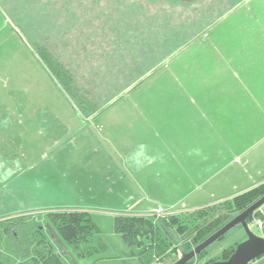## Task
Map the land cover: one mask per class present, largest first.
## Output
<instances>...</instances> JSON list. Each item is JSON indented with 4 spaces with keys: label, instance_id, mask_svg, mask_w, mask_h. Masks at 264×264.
Listing matches in <instances>:
<instances>
[{
    "label": "rangeland",
    "instance_id": "1",
    "mask_svg": "<svg viewBox=\"0 0 264 264\" xmlns=\"http://www.w3.org/2000/svg\"><path fill=\"white\" fill-rule=\"evenodd\" d=\"M240 1L182 5L174 0H0L3 24L17 32L37 58L8 56L13 40L0 42V198L9 203L7 210L24 208L42 226L47 224L46 212L57 210V205L88 212L96 228L82 247H91L93 255L81 264H158L140 246L128 245L115 229L125 209L158 202L141 195L142 184L110 156V104L127 96L137 82L154 80L175 51L217 20L210 11L220 8L225 15ZM18 48L16 54L24 49ZM37 49L70 72L78 95L103 109L99 115L87 119L78 113ZM14 181L18 199L15 192L5 191ZM56 193L61 199H55ZM32 194L33 201L22 206ZM169 216L149 218L165 225L168 235L157 233L175 246L181 234L171 228ZM249 224L264 237L255 220ZM239 232L244 237L238 226L189 264L218 259L221 251L241 240L235 236Z\"/></svg>",
    "mask_w": 264,
    "mask_h": 264
},
{
    "label": "crops",
    "instance_id": "2",
    "mask_svg": "<svg viewBox=\"0 0 264 264\" xmlns=\"http://www.w3.org/2000/svg\"><path fill=\"white\" fill-rule=\"evenodd\" d=\"M3 17L0 10V42L14 43L7 55L37 61ZM19 45L24 49L16 54ZM153 79L110 105V156L142 184L141 195L158 202L138 203L123 215L190 216L264 183V0H242L207 35L171 55ZM14 184L5 191L18 199ZM7 208L0 198V219L25 214ZM256 218L264 220V207ZM235 236L238 244L246 240Z\"/></svg>",
    "mask_w": 264,
    "mask_h": 264
},
{
    "label": "trees",
    "instance_id": "3",
    "mask_svg": "<svg viewBox=\"0 0 264 264\" xmlns=\"http://www.w3.org/2000/svg\"><path fill=\"white\" fill-rule=\"evenodd\" d=\"M37 53L60 88L73 100L80 115L91 119L103 110H98L78 95L70 72L54 61L47 51L37 49ZM263 196L264 183L222 204L197 210L190 216L170 215L171 228L181 234L175 246L167 245L157 233L163 230L168 235L165 225L160 222L157 225L149 217L123 215L118 218L115 229L128 245H138L149 252L154 263L168 264L178 254L181 257L183 252L194 249ZM257 213L248 219V223L255 220ZM46 217L47 224L53 227L79 263L92 257V248L82 247L89 242L96 228L88 212L55 210L46 212ZM44 226L27 214L0 219V264H72L69 256H62L63 248L53 240L50 232L41 229ZM237 245L205 264L228 260Z\"/></svg>",
    "mask_w": 264,
    "mask_h": 264
},
{
    "label": "water",
    "instance_id": "4",
    "mask_svg": "<svg viewBox=\"0 0 264 264\" xmlns=\"http://www.w3.org/2000/svg\"><path fill=\"white\" fill-rule=\"evenodd\" d=\"M140 83L141 82H137L135 86L128 91V93L139 86ZM262 207H264V196L245 211L235 216L231 221L226 223L222 228H220L217 232L212 234L194 249L189 252H183L179 260H177L174 264H188L196 256L207 250L214 243L222 239L231 230L238 226L243 228L246 235V240L238 244L234 253L228 260L212 262L210 264H251L252 262L260 259L264 255V237L258 236L252 231L250 224L248 223V219L256 214ZM43 228L47 229L50 232L53 240L63 248L62 256H69L71 258L72 264H80L50 224H46L44 227H41V229Z\"/></svg>",
    "mask_w": 264,
    "mask_h": 264
},
{
    "label": "flooded vegetation",
    "instance_id": "5",
    "mask_svg": "<svg viewBox=\"0 0 264 264\" xmlns=\"http://www.w3.org/2000/svg\"><path fill=\"white\" fill-rule=\"evenodd\" d=\"M174 2L182 4V5H191L194 3V0H190V1H188V0H174ZM241 2H242V0L236 5V7L231 12H229L228 14H225V15L220 14V10H221L220 8H218L219 11H212V12L210 11L209 15H211L212 17L217 16V17L213 18V19H217V20H215V22L214 21L211 22L210 25H208L207 27L200 29V31L197 32L198 34L191 41H188V43L182 49L175 51L174 54L183 50L184 48H186L188 45H190V43L194 42L195 40H198V39L202 38L203 36L207 35L222 19H224L227 15L232 13L239 6V4Z\"/></svg>",
    "mask_w": 264,
    "mask_h": 264
},
{
    "label": "built area",
    "instance_id": "6",
    "mask_svg": "<svg viewBox=\"0 0 264 264\" xmlns=\"http://www.w3.org/2000/svg\"><path fill=\"white\" fill-rule=\"evenodd\" d=\"M261 210V209H260ZM259 210V211H260ZM258 211V212H259ZM255 221L257 222V226L261 229H264V220L263 219H259V218H255Z\"/></svg>",
    "mask_w": 264,
    "mask_h": 264
}]
</instances>
